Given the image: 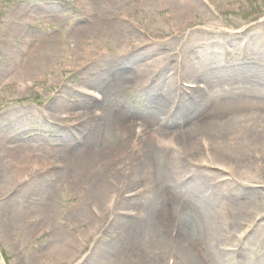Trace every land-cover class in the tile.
Wrapping results in <instances>:
<instances>
[{
    "label": "rangeland",
    "instance_id": "374dc122",
    "mask_svg": "<svg viewBox=\"0 0 264 264\" xmlns=\"http://www.w3.org/2000/svg\"><path fill=\"white\" fill-rule=\"evenodd\" d=\"M105 1L0 0V264H134L129 260L132 253L123 245L131 241L130 226L115 224L113 219L116 213L122 219L143 218L154 194L152 173L142 165L125 168L120 161L125 155L111 160L110 175L101 179L113 187L106 197L112 199L115 209L108 211L86 184L77 183L73 176H61L71 166L67 154L73 156L86 141L76 139L72 131L87 130L93 117L106 110L108 104L102 102L106 97L101 98L116 70L129 82L130 66L135 68L155 56L165 59L167 69L161 65L145 82L126 83L124 117L135 120L137 126L143 124L149 132L157 124L145 112L158 104L154 95L165 90L173 71L185 79H179L182 84L176 79L180 92H189L195 85L210 95L216 90L236 95L241 87L251 85L256 93L264 89V0H205L197 3L195 13L178 7L183 14H173L167 21L165 16L177 9L168 8L177 4L171 0H134L131 6H144L146 11L143 20L139 16L131 21L121 20L116 12L104 19L97 8ZM112 2L120 6L129 1ZM127 8L115 10L121 13ZM161 9L165 11L160 13ZM195 19L202 22L195 24ZM102 20L119 23L127 40L121 43L99 33L93 23ZM185 20L191 22L179 28ZM209 25L219 30H207ZM81 30H88L85 38ZM209 31L220 34L207 35ZM160 32L165 35L159 37ZM200 50H206L201 60L205 63L197 57ZM143 67L139 65V70ZM90 77H97L96 81H89ZM95 91L99 98L91 96ZM165 102L163 116L170 113L172 119L187 120L195 113H178V103ZM168 108H173V115L170 110L166 114ZM13 150L21 152L8 153ZM223 150L225 155L220 158L225 164L250 173L253 181L250 186L237 182L234 191L215 169L200 168L211 174L209 182L218 183L212 210L218 215L222 212L220 217L228 214L235 223L245 220L230 228L227 242L218 241L213 250L223 251L228 259L225 263L220 259L218 264H252L248 255L233 256L223 247L234 251L238 245H253L256 250L264 246V218H256L251 231L240 238L263 209L262 150L252 146L243 151L238 145ZM225 189L228 191L220 197ZM81 234H88V240L80 241ZM257 251L264 255V249Z\"/></svg>",
    "mask_w": 264,
    "mask_h": 264
},
{
    "label": "bare ground",
    "instance_id": "6f19581e",
    "mask_svg": "<svg viewBox=\"0 0 264 264\" xmlns=\"http://www.w3.org/2000/svg\"><path fill=\"white\" fill-rule=\"evenodd\" d=\"M128 1L120 6H115L112 0H106L104 3L99 2L97 10L100 11L104 19L111 17L116 12L121 16V20H136L139 16L143 20L142 15L146 8L140 5L131 6L134 0ZM171 1L177 4L173 3L171 4L173 6L168 8L177 7V9L176 13L174 11L165 16L166 21L174 17L173 14H183L179 13L178 7L192 9L193 13L194 10L198 11L197 3L205 2V0ZM123 7L128 8L121 13L117 12L119 10H115ZM164 11L163 9L159 10L160 13ZM221 12V10L218 11L220 14ZM185 21V24L181 25L183 27L179 28L183 29L191 22L190 20ZM109 22L106 20L94 21L93 25L99 33H106L115 37L118 42H125L127 40H124L125 29L119 23L109 24ZM194 22L198 24L202 21L195 19ZM168 28L171 30L174 27L168 26ZM179 28L176 30H180ZM213 29L219 30L213 25H209L207 30ZM87 31H80L82 38H85ZM209 34L218 35L220 33L209 31L207 35ZM156 35L152 34V36ZM164 35L163 32L158 34L159 37ZM202 39L205 40L203 37ZM204 51L200 50L196 53L202 63H205L201 61L206 53ZM94 54H96L94 56L98 55L96 52ZM32 59L34 60L33 57ZM164 62V58L155 56L140 62L139 65L144 66L140 70L139 65L135 68L130 66L128 68L130 80L136 79L145 82L148 76L153 75L161 65H164ZM112 64L116 66V63ZM186 64L189 65L188 62ZM167 67L165 64L164 68L167 69ZM110 69L112 70V67ZM113 74L114 78L104 88L101 98L106 97L102 102L106 100L107 111L94 116L87 130L72 131L75 133L76 139L85 138L86 141L73 152V156L70 153L67 154L71 157L69 158L71 166L68 167L67 172H61V176L68 179L72 176L76 177L77 183H84L91 188L90 193L95 195V199L100 200L104 211H108L110 208L114 210L112 199L106 197L111 194L113 187L108 183L104 185L105 183H101V179L103 176L110 175L109 171L107 174V169H111L113 164H111V160L117 161L122 155H125L126 157L120 160L126 166L125 168L142 165L152 173L150 188L154 193L151 203L144 210L143 218L122 219L116 213L113 219L115 224L121 223L130 226V231H132L131 241L123 243L132 253L129 260L134 264H161L162 260H164V264H218L220 259L222 263L227 262L228 259L224 258L223 251L213 249L218 241L227 242L225 239L230 236V228L240 222L235 223L228 214L220 217L222 212L218 215V211L212 210L211 203L217 198L213 195H215L214 190L217 189L216 184L218 183L214 180H212L214 183L209 182L208 178L211 174H207L206 170L203 171L200 168L215 169L221 178L230 182L228 185L234 191H237L235 185L237 182L250 186L249 184L253 181L250 173H242L236 170V167L227 166L225 164L227 161L222 160L220 156L222 154L224 157V148L235 145L240 146L243 151L248 147L257 146L262 150L260 159L264 162V97H262L264 95L260 94L264 89L259 88L262 91L256 93L255 88H251V85L241 87L240 93L236 95L231 92L219 94L217 90L210 95L205 92L204 88L200 89V85H198L199 87L195 85L189 92H180L176 89L179 86L177 81H185V79L179 77L182 73L177 75V72L173 71L165 81V90L160 96L154 95L159 100L158 104H154L152 110L145 112L157 124L156 129L149 132L141 127L144 126L143 124L137 126L135 120L125 119L124 115L127 109L122 105L125 101L124 98L127 97L126 83H130V85L133 83L128 82L127 77L121 75L117 70ZM96 78L90 77L88 80L96 81ZM131 90H134V87ZM210 92L212 93V91ZM92 94L99 95V93L96 94V91ZM165 100L178 103V106H175L178 113H192L193 111L195 113L188 116L187 120L185 118L176 120V118L172 119L171 114L168 113L169 110L172 112L173 108H168L166 114L168 113L170 116L168 114L163 116L161 115L163 114L162 110L167 106L166 102L164 103ZM137 127L139 128L137 129ZM82 132L83 135H81ZM154 140H157L156 144L152 142ZM181 149H184V152ZM18 152L21 151L13 150L8 153L15 155ZM19 159H23L21 155ZM109 183L111 184V182ZM227 191L225 189L219 196L223 197ZM262 206L263 209L249 221L250 224L247 225L240 238H243L246 232L251 231L250 228L257 220L256 218L260 220L264 218V203ZM241 222L239 225H242L245 220ZM262 225L260 224V226ZM79 237L80 241L88 240V234L85 236L81 234ZM62 238L64 241L68 239L66 235ZM71 240L76 243L75 238H71ZM252 246L241 248L238 245L234 251L223 247V250L237 257L248 255L252 264H264V255L257 253V250L262 252L264 246L262 248L259 246L257 250ZM247 250L249 254L246 253Z\"/></svg>",
    "mask_w": 264,
    "mask_h": 264
}]
</instances>
